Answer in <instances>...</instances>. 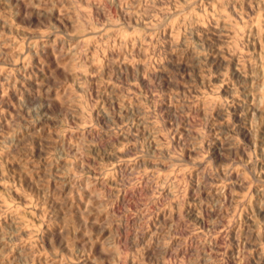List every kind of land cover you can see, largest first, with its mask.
Returning <instances> with one entry per match:
<instances>
[{"label":"rangeland","instance_id":"374dc122","mask_svg":"<svg viewBox=\"0 0 264 264\" xmlns=\"http://www.w3.org/2000/svg\"><path fill=\"white\" fill-rule=\"evenodd\" d=\"M0 264H264V0H0Z\"/></svg>","mask_w":264,"mask_h":264}]
</instances>
